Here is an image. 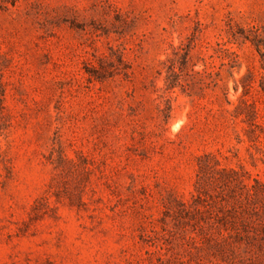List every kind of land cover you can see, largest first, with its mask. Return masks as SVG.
Listing matches in <instances>:
<instances>
[{
	"label": "rangeland",
	"instance_id": "obj_1",
	"mask_svg": "<svg viewBox=\"0 0 264 264\" xmlns=\"http://www.w3.org/2000/svg\"><path fill=\"white\" fill-rule=\"evenodd\" d=\"M261 55L264 0H0V264H264L177 214L264 182Z\"/></svg>",
	"mask_w": 264,
	"mask_h": 264
},
{
	"label": "trees",
	"instance_id": "obj_2",
	"mask_svg": "<svg viewBox=\"0 0 264 264\" xmlns=\"http://www.w3.org/2000/svg\"><path fill=\"white\" fill-rule=\"evenodd\" d=\"M254 43L259 52V46ZM172 51L174 55L177 49L173 48ZM261 57L264 62V55ZM166 62L173 65V59L170 57ZM211 161H215V158L210 154L199 158L193 198L187 205L181 204L182 213L177 214L184 213L189 216L188 220L197 222L201 235L209 240H229L233 235L239 236L241 233L248 237L249 229L253 226L262 229L264 225L261 221L258 220V224L255 222L259 218V213L263 211L261 210L263 206H259V202L264 200V182L254 179L252 184L247 183L245 176L242 175L244 170H216L214 166H218L217 162ZM214 174H218L217 179L213 177ZM212 184L226 188L225 195L213 199L208 192ZM210 212L214 213L213 218L208 217ZM192 216L198 217L195 220ZM175 263L184 264L179 259L175 260Z\"/></svg>",
	"mask_w": 264,
	"mask_h": 264
}]
</instances>
